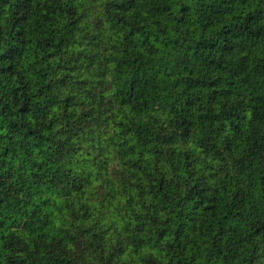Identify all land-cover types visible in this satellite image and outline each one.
<instances>
[{"label":"trees","instance_id":"obj_1","mask_svg":"<svg viewBox=\"0 0 264 264\" xmlns=\"http://www.w3.org/2000/svg\"><path fill=\"white\" fill-rule=\"evenodd\" d=\"M0 264H264V0H0Z\"/></svg>","mask_w":264,"mask_h":264}]
</instances>
